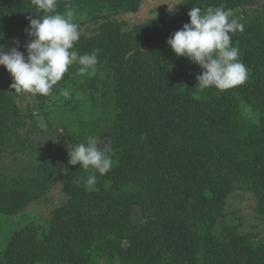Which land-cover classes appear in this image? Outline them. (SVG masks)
I'll return each mask as SVG.
<instances>
[{
  "label": "trees",
  "instance_id": "obj_1",
  "mask_svg": "<svg viewBox=\"0 0 264 264\" xmlns=\"http://www.w3.org/2000/svg\"><path fill=\"white\" fill-rule=\"evenodd\" d=\"M142 0H57L96 25L74 44L79 54L100 49L95 73L73 64L48 96L33 95L44 108L61 90L74 89L60 109L65 141L41 149L20 171L0 167V215L14 217L61 184L65 200L51 211L45 229L14 231L0 251V264H264V238L243 233L226 218L229 197L249 192L264 220V10L262 0H183L173 15L123 29L114 19L136 13ZM233 9L244 30L230 33L248 69L245 83L219 91L194 88L202 69L176 57L166 40L189 22L192 7ZM32 0H0L3 41H23ZM19 93L0 77V160L10 151L38 150L32 114L21 113ZM85 104V103H84ZM254 114L249 119L243 108ZM108 130L111 170L100 175L68 164V143ZM95 174L97 190L84 178ZM139 213L142 222L135 221Z\"/></svg>",
  "mask_w": 264,
  "mask_h": 264
},
{
  "label": "clouds",
  "instance_id": "obj_2",
  "mask_svg": "<svg viewBox=\"0 0 264 264\" xmlns=\"http://www.w3.org/2000/svg\"><path fill=\"white\" fill-rule=\"evenodd\" d=\"M36 13L26 19L29 21L26 35L32 38L26 45V53L15 47L4 50L0 45V66L12 77L10 87L16 93L48 96L64 77L71 65L78 64L77 71L84 75L95 73L100 49L91 53L79 54L74 51V44L80 38L79 24L74 22L75 9L66 5V11H57V0H32ZM171 8L174 11L176 5ZM189 22L172 33L166 40L176 57H185L198 65L202 71L195 79L194 88L203 91L214 87L224 91L241 85L248 78V69L240 60L238 46H233L230 33L243 31L244 25L233 9L209 6L202 10L192 7L188 12ZM3 36L0 35V39ZM64 97L69 92L61 90ZM98 136H90L85 142L75 145L68 143V164L95 170L106 175L113 166L109 155V144L98 148ZM96 175L84 178V185L89 191L97 190Z\"/></svg>",
  "mask_w": 264,
  "mask_h": 264
},
{
  "label": "rangeland",
  "instance_id": "obj_3",
  "mask_svg": "<svg viewBox=\"0 0 264 264\" xmlns=\"http://www.w3.org/2000/svg\"><path fill=\"white\" fill-rule=\"evenodd\" d=\"M182 1L183 0H142L136 13L119 14L115 16L114 19L124 24V30H130L134 25L145 22L146 20L173 15L180 4L176 5L175 10L172 12L168 10V6L171 8L174 4L182 3ZM249 8L252 11L264 10V0L255 2ZM84 19V17L78 16L74 18V22L79 24L80 36H91L96 25L94 22ZM31 39L32 38L18 41V50L24 53L25 56L27 55L25 45ZM0 45L4 46L5 51L16 46L14 41L3 40H0ZM0 77L6 85L12 89L10 87L12 84V77L3 66H0ZM66 91L69 92V96L71 93H74V89L72 88H68ZM74 95V101L78 100L82 102L80 105H82L81 113L83 117H86L84 119L89 120L90 115L86 108V99H83L82 96L76 95L75 93ZM69 96L64 97L62 94L52 95L46 100L45 107L41 108L37 101L34 100L32 94L19 93L15 99L18 109L21 113L32 114L37 122L38 132L29 137L38 150L30 155L9 151L6 156L0 160V167H2V169H5L7 172L17 173L26 163L32 162L34 156L40 154L39 150L49 148L54 144L61 146L62 143L66 142L65 134L60 125L65 121L69 123L72 120V116L70 114L68 115L66 110H59L58 108L61 106L63 108V104L67 102ZM243 112H246L245 114L249 119L253 120L255 118L254 114L246 107L243 108ZM98 137L100 140L98 148L109 144L110 134L108 130H103ZM64 200V195L61 192V184L57 183L47 192L46 201H36L14 217L0 215V251L5 248L11 234L25 225L32 223L39 228H47L51 211L60 206ZM225 212L226 218L219 223L216 232L220 231L222 223L231 224L233 221H236L240 224V230L243 233H254L258 238H264V220L259 218L255 212V200L251 193L243 191H236L233 193L227 200ZM134 219L138 222L143 221V217L139 213L134 215ZM102 263L107 264L106 262Z\"/></svg>",
  "mask_w": 264,
  "mask_h": 264
}]
</instances>
